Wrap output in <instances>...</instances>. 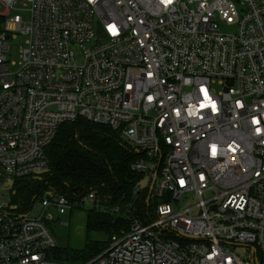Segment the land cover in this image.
Instances as JSON below:
<instances>
[{
	"label": "built area",
	"instance_id": "2783aa9c",
	"mask_svg": "<svg viewBox=\"0 0 264 264\" xmlns=\"http://www.w3.org/2000/svg\"><path fill=\"white\" fill-rule=\"evenodd\" d=\"M202 87L218 111L189 116ZM253 117L264 129V0H0V184L13 196L47 173L59 127L79 119L116 131L147 178L134 192L148 193L145 221L130 215L86 264H264V131ZM95 195L0 206V264H66L53 258L50 211Z\"/></svg>",
	"mask_w": 264,
	"mask_h": 264
},
{
	"label": "trees",
	"instance_id": "16d2710c",
	"mask_svg": "<svg viewBox=\"0 0 264 264\" xmlns=\"http://www.w3.org/2000/svg\"><path fill=\"white\" fill-rule=\"evenodd\" d=\"M46 156L48 172L40 175L41 181L33 177L18 181L11 204L24 211L37 198L45 197L46 190L51 192L49 197L67 196L71 201H81L96 192L91 202L94 207L86 212V231L108 237L86 240L81 248L58 246L53 252L54 260L86 264L108 247L111 236L129 229L130 215L145 221L151 201L147 200L146 190L137 191L138 198L134 193L142 179L131 170L136 154L116 131L82 119L65 123L59 127ZM98 206L105 212H97ZM112 208H118L119 213L112 212Z\"/></svg>",
	"mask_w": 264,
	"mask_h": 264
},
{
	"label": "rangeland",
	"instance_id": "374dc122",
	"mask_svg": "<svg viewBox=\"0 0 264 264\" xmlns=\"http://www.w3.org/2000/svg\"><path fill=\"white\" fill-rule=\"evenodd\" d=\"M220 31L223 34L232 33L234 31L233 27H229L224 23H219ZM25 36L18 35L16 39L10 41L11 51L8 55L10 60L9 72L12 73L16 70L18 64L17 53L20 46L24 44ZM76 55L78 56L77 48L74 49ZM12 64V65H11ZM35 180L42 179L41 176L33 177ZM41 181V180H40ZM12 192H13V183H10L9 186L0 184V206L9 205L12 202ZM51 195L49 190L44 192V196ZM41 198V197H39ZM21 205L25 203L21 202ZM91 202H86L83 209H77L68 211L64 215H57L54 210H51L50 213L53 216V220L49 223V229L53 233L54 238L56 239L58 246L60 247H72V248H81L85 245L86 240H106L108 239L102 233L86 231V212L93 209ZM97 212H105V208L102 206L97 207ZM244 251L243 248H237L236 252Z\"/></svg>",
	"mask_w": 264,
	"mask_h": 264
},
{
	"label": "clouds",
	"instance_id": "9594fccd",
	"mask_svg": "<svg viewBox=\"0 0 264 264\" xmlns=\"http://www.w3.org/2000/svg\"><path fill=\"white\" fill-rule=\"evenodd\" d=\"M160 2L162 4H164V5H167L169 3V0H160ZM201 94L203 95V93H201ZM202 107L211 108L213 110V112L216 111V105H215V103L211 99H209L207 95H204V99H203V103L202 104H199L196 107H193L191 105L189 106V108H188V115L189 116H192V117H195L197 115V113L199 112L200 108H202ZM252 123L255 126V122L252 121ZM262 131H264V130L255 127L254 134L255 135H259ZM231 148H234V146H231ZM227 150L229 152H232L230 148H228ZM210 154H211V156L217 155V152H215V150H212Z\"/></svg>",
	"mask_w": 264,
	"mask_h": 264
},
{
	"label": "snow or ice",
	"instance_id": "6c2138e0",
	"mask_svg": "<svg viewBox=\"0 0 264 264\" xmlns=\"http://www.w3.org/2000/svg\"><path fill=\"white\" fill-rule=\"evenodd\" d=\"M170 2H171V0H169V3H170ZM109 30L112 31L113 34H115V28H114V27H113V28H110ZM200 92L203 93V99H204V95H207L208 98L211 99L210 96H209V94H208V92H207V90H206L205 88L202 87V88L200 89ZM151 99H152V98L149 97V100H151ZM211 100H212V99H211ZM212 101H213V100H212ZM202 103H203V101H202L200 104H202ZM215 105H216V104H215ZM205 109H209V108H208V107H202V108H200L199 111H202V110H205ZM210 109H211V108H210ZM211 111L213 112L212 109H211ZM217 111H218V109H217V106H216V111L213 112V113H216ZM177 114L179 115V113H177ZM252 121L255 122V126H256L257 128L262 129V128L259 126V125L261 124V121L259 120L258 117H253L252 120H251V123H252ZM252 125H253V123H252ZM262 130H264V129H262ZM261 134H262V132H261L259 135H261ZM228 148H230L232 152L235 151L234 148H231V145H229ZM212 150H215V152L218 151V147H217L216 144H212V145H210V151H212ZM212 157L215 158L216 155H213ZM180 183H181V185H183V184H184V181L181 180Z\"/></svg>",
	"mask_w": 264,
	"mask_h": 264
},
{
	"label": "water",
	"instance_id": "95a60500",
	"mask_svg": "<svg viewBox=\"0 0 264 264\" xmlns=\"http://www.w3.org/2000/svg\"><path fill=\"white\" fill-rule=\"evenodd\" d=\"M146 182H147V178H144L141 182H140V187L141 189H143L146 185ZM15 193H13V196H14ZM12 210H14V207L11 208Z\"/></svg>",
	"mask_w": 264,
	"mask_h": 264
}]
</instances>
